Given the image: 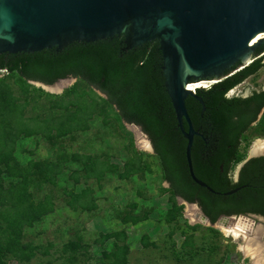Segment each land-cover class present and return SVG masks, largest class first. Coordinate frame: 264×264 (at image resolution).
Listing matches in <instances>:
<instances>
[{"label":"trees","instance_id":"1","mask_svg":"<svg viewBox=\"0 0 264 264\" xmlns=\"http://www.w3.org/2000/svg\"><path fill=\"white\" fill-rule=\"evenodd\" d=\"M125 40V34H115L96 40L73 41L63 48L52 46L37 51L0 53V71L20 78L19 94L0 80V264H4L5 257L29 261L33 254L22 243L24 228L54 210L49 195L37 201L30 191L32 163L21 167L14 156L18 139L41 130L27 123L31 118L26 116V108L32 104L28 81L52 85L60 79L75 77L103 93L106 98L102 102L115 111L119 120L136 124L147 134L160 159L172 196L196 203L212 223L222 215L256 213L264 216V155L249 158L239 178H233L242 136L264 110V89L253 90L246 96L229 95L232 89L264 67L263 58L259 57L264 45L256 49V58L248 65L241 68L238 62L225 71V78L208 87L197 88L204 108L195 96L186 98L194 128L200 132L195 135L192 148L196 175L220 192L244 186L224 195L210 192L189 175L185 153L187 139L167 91L159 40H149L129 49ZM91 106L80 102L70 114L73 118H66L65 114L54 117L52 130L56 131V136L86 130L83 125L93 113ZM261 122L264 123V115ZM185 128L188 129L186 122ZM73 157L78 160L83 155L74 154ZM92 164L97 170L100 168L97 163ZM94 172L96 170L89 176ZM4 174L20 179L7 183ZM52 177L49 179L53 182ZM66 195L71 207L77 204L88 209L93 207L82 203L88 201L87 189L80 193L66 191ZM142 219L135 215L125 218L132 222ZM119 235L121 233L107 234L106 238H119ZM80 246L71 243L74 249L83 248ZM126 253L127 246L118 245L111 254L112 264H126Z\"/></svg>","mask_w":264,"mask_h":264},{"label":"rangeland","instance_id":"2","mask_svg":"<svg viewBox=\"0 0 264 264\" xmlns=\"http://www.w3.org/2000/svg\"><path fill=\"white\" fill-rule=\"evenodd\" d=\"M262 58L264 61V55ZM1 79L19 94L20 78L16 74L1 70ZM28 83L32 104L26 108V116L31 118L27 123L41 130L18 139L14 156L21 167L32 163L30 191L37 201L49 195L54 210L24 228L22 243L33 254L31 259L5 257L4 264H112V251L124 244L126 264H256L257 260L244 250V234L234 239L225 231L226 227L238 229L241 222L248 227L244 229L246 235L261 229L264 259V219L238 215L212 223L204 219L197 204L173 197L147 134L140 126L119 120L102 102L106 96L99 90L75 77L52 85ZM261 89L264 67L240 83L230 96H246ZM80 102L92 105V115L82 124L86 130L56 136L52 119L58 114L72 117L74 106ZM263 115L264 110L242 136L234 179L248 158L264 155L263 150H257V144L264 140ZM74 154L83 157L77 160ZM92 162L100 168L97 170ZM93 170L96 172L89 176ZM4 179L8 183L20 177L4 174ZM85 189L88 201L82 203L92 205V209L69 206L66 191L80 193ZM129 214L143 219L126 221ZM116 233H121L119 238H106ZM72 242L83 248H72Z\"/></svg>","mask_w":264,"mask_h":264},{"label":"water","instance_id":"3","mask_svg":"<svg viewBox=\"0 0 264 264\" xmlns=\"http://www.w3.org/2000/svg\"><path fill=\"white\" fill-rule=\"evenodd\" d=\"M261 32L264 0H0V53L63 48L73 41L115 34H125L127 49L158 39L167 91L187 139L189 175L215 194L229 195L244 186L220 192L196 175L192 148L200 132L194 128L186 98L195 96L203 108L204 102L188 86L219 81L238 62L239 67L248 65L264 45V38L250 44ZM240 215L264 219L256 213ZM235 216L222 215L218 221ZM203 217L210 221L204 212Z\"/></svg>","mask_w":264,"mask_h":264},{"label":"bare ground","instance_id":"4","mask_svg":"<svg viewBox=\"0 0 264 264\" xmlns=\"http://www.w3.org/2000/svg\"><path fill=\"white\" fill-rule=\"evenodd\" d=\"M261 38H264V32L259 33L252 41L250 44H254L255 42L259 41ZM206 81L203 82H198L196 84H190L188 87L191 90H195L197 87L204 86ZM259 147V148H258ZM257 150H263L264 151V140L260 143L257 144ZM238 229L232 228V227H226L225 231L229 236H232L234 239L240 238L243 234L245 236V241L247 242V245H245L244 250L255 258L256 264H264V259L261 257L262 252H263V244L260 241V232L261 229L257 228L256 230L253 231L252 235H246L245 228H248L243 222L238 224Z\"/></svg>","mask_w":264,"mask_h":264},{"label":"built area","instance_id":"5","mask_svg":"<svg viewBox=\"0 0 264 264\" xmlns=\"http://www.w3.org/2000/svg\"><path fill=\"white\" fill-rule=\"evenodd\" d=\"M264 55V52L263 53H261L260 55H259V57H261V56H263ZM5 71V70H4ZM206 84H204V86L205 87H208V86H210L212 83H213V81H206L205 82ZM238 87V86H237ZM237 87H235L234 89H232L231 91L233 92V91H235V89L237 88ZM231 91L229 92V95L231 94Z\"/></svg>","mask_w":264,"mask_h":264},{"label":"flooded vegetation","instance_id":"6","mask_svg":"<svg viewBox=\"0 0 264 264\" xmlns=\"http://www.w3.org/2000/svg\"><path fill=\"white\" fill-rule=\"evenodd\" d=\"M249 95V94H248ZM259 119V118H258ZM258 119L256 120V121H254L252 124H254L255 122H257L258 121ZM252 157H254V156H252ZM251 158V157H250ZM249 159V158H248ZM247 161V160H246ZM245 163V162H244ZM243 166V165H242ZM242 166H241V168H242ZM241 168L238 170V172H237V174L235 175V177H236V180L239 178V174H240V170H241ZM168 184H169V182H167ZM170 186V185H169ZM180 198H182V197H180ZM183 199V198H182ZM183 200H185V199H183ZM186 201V200H185ZM188 202V201H187ZM196 204V203H195Z\"/></svg>","mask_w":264,"mask_h":264},{"label":"clouds","instance_id":"7","mask_svg":"<svg viewBox=\"0 0 264 264\" xmlns=\"http://www.w3.org/2000/svg\"><path fill=\"white\" fill-rule=\"evenodd\" d=\"M204 81H209V80H204ZM204 81H201V82H204ZM213 83H214V81H213ZM190 84H196V83H190ZM200 87H205V86H200ZM197 88H199V87H197ZM197 88L195 90H197Z\"/></svg>","mask_w":264,"mask_h":264}]
</instances>
